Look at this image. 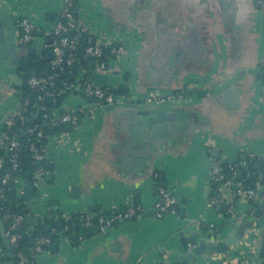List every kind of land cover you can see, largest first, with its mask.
<instances>
[{
    "label": "crops",
    "instance_id": "crops-1",
    "mask_svg": "<svg viewBox=\"0 0 264 264\" xmlns=\"http://www.w3.org/2000/svg\"><path fill=\"white\" fill-rule=\"evenodd\" d=\"M0 1L15 19L29 16L36 30L49 40L52 21L47 14L58 13L65 0ZM77 2L79 21L94 35L123 41L126 56L113 65L121 72L119 86L126 84L127 75L128 95L136 101L159 90L160 95L173 98L168 105H187L202 127L200 133L184 139L174 151L166 150L164 144L144 143L142 157L151 165H145L140 175L132 171L126 175L114 160L123 145L127 118L106 112L105 106L91 100L68 95L61 108L83 116L76 128L62 125L68 131L62 138L48 137L46 164L51 166V178L40 182L36 210L42 214L51 208L69 215L122 211L134 202L135 196L146 210L135 220L121 222L77 247L67 241L55 243L56 249L51 250L52 245L38 256L36 264H156L161 258L171 264L185 254L190 234L197 232L196 224L220 228L217 240L233 234L240 223L226 218L231 190L223 197L221 186L211 179L210 168L213 161L233 163L250 152L264 160V99L257 91H261L258 68L264 61V17L259 15L254 27L256 7L252 0ZM256 32L260 34L258 45ZM47 53L46 49L40 57L31 58L40 60ZM170 60L174 73H166ZM7 67L0 60V82L10 80ZM232 84L241 88L239 107L227 111L220 94ZM21 88H14L11 96L0 93V121L7 112L12 114L18 108ZM44 102L50 105L52 101ZM160 105L142 102L128 108L146 110ZM57 114L51 111L52 116ZM214 149L219 152L217 157L212 156ZM156 173L164 176L167 189L180 202L175 213L161 220L151 213L157 198ZM75 187L78 192L73 193ZM217 193L219 202L209 206ZM237 208L243 223L251 206L240 202ZM257 221L258 227L254 225L226 252L207 253L188 264H259L261 257L256 263L252 258L263 236L264 212ZM0 240L4 247H0V264H13L1 232Z\"/></svg>",
    "mask_w": 264,
    "mask_h": 264
},
{
    "label": "built area",
    "instance_id": "built-area-1",
    "mask_svg": "<svg viewBox=\"0 0 264 264\" xmlns=\"http://www.w3.org/2000/svg\"><path fill=\"white\" fill-rule=\"evenodd\" d=\"M253 2L259 7V11L264 17V0H253ZM69 5L70 0H65L61 7V10L58 12V14H60V18L52 20L49 32L51 42L44 46L51 54V59L48 62V68L51 73L44 76H25L24 71H18L19 76L24 80V84L36 94L37 101L42 102L43 99L49 97L52 99V103H54L55 97L60 93H64L67 95H76L83 97L86 100H91L94 103L100 104L102 106L135 105L136 107L141 105L142 102L146 104L149 102L161 105L170 104V101L173 98L160 95L159 90H153L154 92L147 96L145 100L137 101L129 95H117L113 92L115 88L98 87L94 86L88 81H83V70H79L73 82H71L70 84L63 82L61 83V88L57 89V78L61 74H63L65 70L71 68L76 62H78L76 51L80 46L81 35L85 37L87 44L86 47L82 50V55L80 58L89 59L94 64V68L99 73L106 74L115 70L113 69L114 62L126 56V48L123 41L121 42L116 39L108 41L103 39L102 37L99 38V36L94 35V33L80 21L74 23L73 20H71ZM78 14H80V8L78 10ZM77 24L81 25L78 33H72L74 29H77ZM36 31V27L29 16L19 15L16 18L15 44L21 54L30 45L31 41L36 37ZM104 50H108L109 56L114 59L113 61L111 58H107L104 56ZM104 57L106 59H104ZM28 104L29 100L27 98L20 102L18 108H16V110L12 114L10 113V116L4 123L3 128L9 131L15 119H17L21 123H25L27 120L26 113ZM36 108L40 109V106L37 105ZM44 117L48 119V123L52 127H58L63 124H70L72 128H76L80 122L79 116L74 110L64 111L62 108L59 109L56 116H52L49 113L45 114ZM25 135L27 136L26 146L30 154L32 163H41V165H45L48 159L47 153L49 151V136H46L38 127H27L25 129ZM63 136L64 132L57 134L55 137L62 138ZM3 147H6V150L9 154L10 170L14 171L18 166L19 153L22 148V143L15 134H3V132H1L0 148ZM246 156L251 160L256 159L262 161V158L256 156L252 152L247 153ZM2 162L3 161L0 156V168ZM242 166L243 168H247V165L245 163H242ZM210 169L211 179L221 186L223 197L225 196L228 189L231 190V199L230 201L226 202V212L230 222L236 223L238 221L240 224H242L238 217L239 211L237 206L240 204V202L250 205L259 204L260 201H263L264 198L263 196H261L260 188L256 185L254 187L248 188L244 187V185H242L241 183H238V181L236 180L238 170L233 168L232 166L229 167L230 174L227 177L221 165L216 161L212 162ZM35 174H40L42 177H44L49 174V171L44 169L43 167H39L36 170ZM156 175L157 173L155 174V176ZM11 181H14L15 193L20 198H24L26 184L31 183L33 185L35 194L33 199L29 202L32 203V207H35L34 209H36V207L39 205L38 192L40 190L41 181H37L35 179H33L32 181H27L24 178H18L14 180L10 172L0 177L1 185L7 184ZM235 185L238 187L233 191L232 188ZM6 200L7 199L4 194V190L2 187H0V202H5ZM219 200L220 195L218 193L210 200L209 206L217 204ZM179 205V200L167 188L158 187L156 202L153 205V217L157 220H161L167 214L175 213ZM0 210V228H4V237H6L9 241L11 248L10 257L13 260V264H36L38 256L48 252L49 248L53 244H55L53 237L57 238L59 242H70L67 238H65L63 234L68 229L67 226L69 224V221H71V214L69 215L59 213L54 215V220L63 222V228L60 231L52 229V232L50 234L35 237L34 241L31 244V248L27 252L26 250H23L22 247H20L19 240L21 239V236L17 233L18 228H20L21 224L25 222V219L23 218V216L12 213L10 211L3 209ZM145 210L146 209L142 205L133 202L131 204H128L120 212H116V210L110 209L100 210L97 214L89 211L78 213V222L82 224L84 228H89L95 222L99 234H103L113 228V226L117 223H121L127 220H135L139 216H142V214L145 213ZM255 210L256 209L251 208L248 214H250L251 216ZM33 215L35 220L41 219V221L52 216L49 210L46 213L44 212L42 214L37 210H34ZM254 225L258 227V221H256ZM26 227L28 228L29 235H31V224L27 223ZM254 228L255 227L253 226L251 230H253ZM196 231L197 238L186 243L184 248L185 254L190 253L199 243L212 239V225L208 227L207 231H204L202 230V226L200 224H196ZM79 240H81L82 243L84 242L82 237H80ZM138 264L144 263L139 262ZM156 264H167V260L166 258H161ZM259 264H264V257L259 262Z\"/></svg>",
    "mask_w": 264,
    "mask_h": 264
},
{
    "label": "water",
    "instance_id": "water-1",
    "mask_svg": "<svg viewBox=\"0 0 264 264\" xmlns=\"http://www.w3.org/2000/svg\"><path fill=\"white\" fill-rule=\"evenodd\" d=\"M73 3L77 0H72ZM253 2V0H252ZM254 3V2H253ZM256 11L254 12L253 25L256 26L257 17L261 16L259 7L254 4ZM76 23L75 21H73ZM15 27L16 19L13 13L9 11V8L0 1V60L6 62L7 73L10 80L0 82V93L4 96H11L14 88L22 87L24 85V80L20 78L18 74V62L23 58H29L31 56H41L43 52L46 51L44 47L49 44L51 40H45L41 31L35 32V38L31 41L30 45L22 52L18 51L15 44ZM81 27L77 24V29ZM255 42L258 45L260 39V34L255 33ZM46 60L51 59V54L47 53L45 55ZM90 74L87 77L88 82L92 83L94 86L103 88H116L119 86V81L121 79V72L118 70H113L109 73L102 74L99 73L95 68L94 64L91 63ZM170 70L166 73H174L175 67L172 65L171 60L169 61ZM259 80L261 85V91L257 90L259 94H262L264 99V61L259 66ZM166 71V70H165ZM172 77L170 78V80ZM176 79V78H175ZM179 95V94H177ZM241 96V88L236 84H232L222 90L220 97L224 99L225 108L227 111L236 110L239 107V101ZM1 97V96H0ZM1 99V98H0ZM45 101H52L51 98L46 97ZM48 102V103H49ZM94 107V105H92ZM130 106H114L106 105L104 111L110 113H117L120 116H125L127 118V128L125 130V137L122 139L123 145L120 150L115 154V161L120 165V169L126 175L130 172L135 174H141L145 165L150 166L151 161L146 160L142 157L143 149L142 145L144 143H149L150 145L164 144L165 149H171L174 151L175 148L180 145L184 139L187 137H193L195 134L200 133V128L202 127V122L197 120L195 115H193L189 110L187 105L174 106L163 104L157 108H151L146 110L128 108ZM126 109V110H123ZM122 110V112H120ZM10 116V112H7L0 121V134L3 130L4 123ZM64 128L71 129L70 124H64ZM129 143V144H128ZM139 145V147H138ZM219 154L218 150L214 149L212 151V156L217 157ZM114 159V155L112 157ZM241 159H244L242 156ZM220 164L224 161L220 160ZM41 165V163H38ZM48 168L51 166L47 165ZM31 176V174H28ZM242 173L238 172L237 178H241ZM33 178L37 181L42 179L50 180L51 175L42 177L40 174H34ZM215 185H218L214 182ZM238 186H233L236 190ZM34 187L31 183L26 184L24 197L26 201H31L34 197ZM73 193L78 192V188L75 187L72 190ZM117 209L116 212H119ZM154 210L151 211V213ZM264 212V199L260 206L253 212V214L238 226L233 234H229L222 240L211 239L209 241L199 243L190 253L182 254L179 256L178 260L171 264H188L192 262L195 258L205 255L207 253H224L231 246L237 244L245 234H247L254 226V223L261 218ZM150 213V212H149ZM37 220H35V223ZM0 232L3 236V242L8 252L11 253V248L9 241L4 237V228H0ZM264 234V232H263ZM197 238V232H193L189 236V240L193 241ZM263 246V238L256 243L258 251L253 255L252 261L256 263L260 257V250ZM56 246L53 245L51 250H55Z\"/></svg>",
    "mask_w": 264,
    "mask_h": 264
},
{
    "label": "trees",
    "instance_id": "trees-1",
    "mask_svg": "<svg viewBox=\"0 0 264 264\" xmlns=\"http://www.w3.org/2000/svg\"><path fill=\"white\" fill-rule=\"evenodd\" d=\"M69 10L71 12V20L75 21L76 23L79 21V3L75 2L73 3L72 0H70ZM47 18L52 21L55 19L60 18V14L58 13H49L47 14ZM64 20V19H61ZM78 29H74L72 33H78ZM86 39L83 35H81L80 38V46L78 50L76 51V57L78 59V62H76L71 68L65 70L63 74H61L57 80H56V88H61V83H67L70 84L74 81V78L78 74L79 70L84 71V78L83 81H88L87 77L89 76V72L91 70L90 64L92 63L89 59H81L82 50L86 47ZM104 56L107 58H111L109 56L108 50H104ZM104 57V59H106ZM112 59V58H111ZM114 59H112L113 61ZM48 62L49 60H46V57H41L40 60H34L31 57L26 58L24 57L18 62V71H24L25 76L26 75H35V76H44L50 74V70L48 68ZM48 69V70H47ZM124 81L126 84L118 86L117 89L113 90V92L117 95H124L127 96L129 94V88L127 86L128 83V76H124ZM20 96V102H22L24 99L29 100V104L27 106V120L25 123L19 122L17 119L14 120V123L9 131L3 128L2 132L7 134H15L19 140L22 143V148L19 153V161L18 166L14 171L10 170V163H9V154L6 150V147L0 148V156L2 158V165L0 168V177H2L6 173H11L12 178L18 179V178H24L27 181H32L33 175L35 174L36 170L39 167H43L44 169L50 171V168L47 167V164L45 165H38L37 163L33 164L32 160L30 158V154L28 152L27 146H26V140L27 136L25 135V129L27 127H38L46 136H52L57 135L59 133L68 132L65 131L61 126H58L57 128H54L49 125L48 119H46L44 116L45 114H51V111H59L61 109L62 104L65 101V98L68 96L67 94L60 93L55 97V102L50 105H47L44 102V99L42 102H39L36 100V94L31 91L25 84L21 88V94ZM40 106V109H37L36 107ZM76 114L79 116V119L83 116L80 112H76ZM242 163H245L247 165V168H243ZM232 166L233 168L237 169L238 172L242 173L241 178H237L236 180L238 183H241L244 185V187H254L255 185L260 188L261 196L264 198V160H251L247 156L244 157V159H241L239 157L237 161L233 163L224 162L221 164V167L223 168L226 177L229 176L230 171L229 167ZM28 174H31V176H28ZM0 187L3 188L4 194L6 196L5 202H0V209L10 211L12 213L18 214L23 216L25 219V222L21 224L20 228H18L17 233L21 236V239L19 240L20 247L23 248V250H28L31 248V244L34 241L35 237L41 236V235H47L52 232V229H55L56 231H60L64 223L61 221H55L54 215L59 214V212L55 209H49L50 214L52 215L50 218L44 219L41 221V219H38L35 223V218L33 215V211L35 207H32V203L29 201H26L25 197L20 198L14 190V181L8 182L7 184L1 185ZM158 187H166L164 176H160L158 173L154 178V190L155 195L157 196V188ZM234 191V189L232 188ZM218 194V193H217ZM134 202L136 204H139V198L138 196H135ZM260 204H250L251 208L257 209ZM123 210V209H122ZM100 210L96 211H89L92 213H99ZM1 213V210H0ZM78 216L79 214H71V221H69L68 229L66 232H64L65 238L70 241V244L73 247L79 246L82 241L79 240L80 237L83 238V241L90 240L94 238L97 234H99L98 229L95 225V222L92 226L89 228H84L82 224L78 222ZM226 218L228 216L226 215ZM250 218V214H248V217L246 220ZM229 219V218H228ZM245 220V221H246ZM128 221V220H127ZM124 221V222H127ZM133 221V220H130ZM29 223L32 226V229L30 230L31 235H29L28 228L26 227V224ZM72 223V225H71ZM117 223L113 226H118ZM207 225H202V230L207 231L208 230ZM264 231V230H263ZM220 233V228L213 226V236L212 239H217V235ZM263 238V246L261 250L260 257H264V234L262 236ZM55 243L57 244L59 240L57 238H54ZM0 247L4 250L2 241L0 240ZM7 254V252H6ZM11 254V253H10ZM8 254V255H10Z\"/></svg>",
    "mask_w": 264,
    "mask_h": 264
}]
</instances>
